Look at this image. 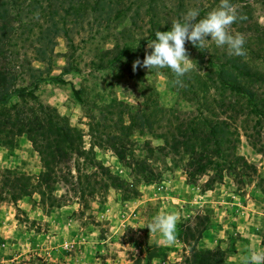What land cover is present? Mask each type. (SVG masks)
<instances>
[{"label": "rangeland", "instance_id": "1", "mask_svg": "<svg viewBox=\"0 0 264 264\" xmlns=\"http://www.w3.org/2000/svg\"><path fill=\"white\" fill-rule=\"evenodd\" d=\"M230 2L246 55L210 37L204 48L186 42L193 68L183 87L170 68L133 71V62L151 53L156 31L193 8L204 18L220 0L0 6V31L18 32L13 57L0 32V71L12 58L7 68L25 89L0 107V126L20 112L45 127V139L68 126L81 137L42 180L45 162L29 135L15 118L0 129V264H147L150 253L152 264H184L195 238L186 226L196 235L207 226L197 247L224 252L225 264L264 250V0ZM18 176L43 181L42 190L16 198L4 186ZM170 212L179 214L175 243L146 227Z\"/></svg>", "mask_w": 264, "mask_h": 264}, {"label": "clouds", "instance_id": "2", "mask_svg": "<svg viewBox=\"0 0 264 264\" xmlns=\"http://www.w3.org/2000/svg\"><path fill=\"white\" fill-rule=\"evenodd\" d=\"M199 16V8L190 9L182 19L172 23L169 31H156L155 39L147 45L152 50L151 53L146 52L142 62L140 59L134 61L133 71L140 66L148 70L170 68L175 75L174 86L183 87L182 78L193 68V60L189 58L185 47L186 42H191L197 48H204L209 37L218 47L226 46L229 55H246L244 34H233L231 31V26L238 17L230 0H220L219 6L204 18L198 19ZM178 222V213H163L153 217L146 227L150 233H161L168 243H175ZM242 264H264V250L245 256Z\"/></svg>", "mask_w": 264, "mask_h": 264}, {"label": "trees", "instance_id": "3", "mask_svg": "<svg viewBox=\"0 0 264 264\" xmlns=\"http://www.w3.org/2000/svg\"><path fill=\"white\" fill-rule=\"evenodd\" d=\"M8 5H13V6L21 5V0H7L5 2L3 0H0L1 7L8 6ZM1 29L2 30L0 32L3 33L2 40L4 38L10 40V41H7L8 43L6 45L8 46L7 52H10L13 57L14 53H12L13 51H11V49H14L13 40H15V38L18 37V32L15 33V37H14V34L11 37L10 31L12 30V28L9 25L4 28L2 27ZM12 60H13L12 58L10 59L7 58L2 61L3 67L0 71V107H6L9 104V101L11 100V98L14 96L20 97V96L25 95V89L17 87L18 86L17 85L18 74L14 73L13 70H11V67L7 68L11 65ZM247 72L248 73H246L245 75L249 77L253 75L251 71H247ZM76 93L78 94V91H76ZM40 111L42 114H47V112H45V109L43 107H40ZM13 118H15L14 122L20 125L21 133H25V134L27 133L29 135L30 141L33 142L36 151L40 153L43 161L45 162V166H44L45 172L41 174L42 180H44L46 177L53 174L52 164L56 162V160L59 158L60 159L65 158V156L68 155L66 152L68 149L71 152L74 151L75 146H76L75 145L76 141H80L81 139L80 136H79V139L78 138L76 139L74 135L76 131L70 126L66 127L65 130L64 128L61 130L60 128H55V129L52 128L51 130L47 129L48 137L45 139L44 137H42L44 135L38 134L40 132H43L44 134H46L44 131L45 127H42V125L41 126L39 125L38 127L35 128V126L31 123L30 119H27V120L25 118L23 119V116L21 115V113L17 112V114L12 113L11 115L8 116L9 122H7L6 124L7 126L14 123ZM141 119H144V117H141ZM7 126H0V129L4 130ZM62 132H64L65 134L64 133L61 134ZM41 138L43 140L42 145H41ZM165 140H168V139H165ZM176 141L179 143L176 142L175 144L180 145V146H174L177 150L183 148L182 146H184V148L186 146V149L188 148V144L186 142L184 144L183 141H180V140H176ZM216 144H217L216 148L218 150H221L219 141ZM169 146H170L169 143H167L165 148L167 149V147ZM76 151L79 154L81 153V150L78 147H76ZM209 164H211V162ZM205 170H206V166L199 165L197 167V171L200 173H203ZM15 180H16L15 185H10L9 183L7 186L5 185L4 187L5 188L8 187L12 192H14V194H16V198H22L25 196L32 195L37 192L36 189L41 191L43 188V186L41 185L42 184L41 182L43 181H39V184L33 186L32 184H30V180L29 181L25 180L23 176H18L15 178ZM184 229L186 231L187 236L189 237L195 236L194 244L190 248V254L189 256L186 257L184 264H225L226 255L224 252L215 251V250L202 251V250H199L197 247L198 242L203 238V235H204L205 230L207 229V226H204L202 229H199L197 231L198 232L197 235L194 232L195 230L192 229L191 227L186 226ZM153 258L154 256L151 253L148 254L147 264H152Z\"/></svg>", "mask_w": 264, "mask_h": 264}]
</instances>
